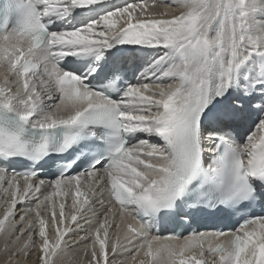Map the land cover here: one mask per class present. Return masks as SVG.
Listing matches in <instances>:
<instances>
[{
    "label": "snow or ice",
    "instance_id": "1",
    "mask_svg": "<svg viewBox=\"0 0 264 264\" xmlns=\"http://www.w3.org/2000/svg\"><path fill=\"white\" fill-rule=\"evenodd\" d=\"M159 3L0 0L7 264H58L88 211V264H264V0Z\"/></svg>",
    "mask_w": 264,
    "mask_h": 264
},
{
    "label": "bare ground",
    "instance_id": "2",
    "mask_svg": "<svg viewBox=\"0 0 264 264\" xmlns=\"http://www.w3.org/2000/svg\"><path fill=\"white\" fill-rule=\"evenodd\" d=\"M124 2H125V0H115V3H118V4H123ZM148 2L151 3V0H148ZM151 11H154L158 14L163 13L165 11H168L171 13V9L160 6L159 0H157V5L151 8ZM177 13H178V10H177ZM242 128H243V126L237 127V131L238 132L241 131ZM20 184H21V186L23 185V180H20ZM2 203H3V201H2ZM17 209L19 211H22L19 207H17ZM19 211L17 213V218L19 216ZM0 212H2V211H0ZM71 214L72 213H69V216H71ZM81 224H82V226L84 225L83 221H81ZM83 228H84V226H83ZM78 230H80V229H76L75 231L70 232L69 236L66 237V240H67V244L65 246L66 251L64 254L63 253L61 254L62 256L58 260V264H65V262H67V260H69L70 258H72V260H73L72 264H84V263H81V260L83 259V255L85 253V245H84V241L79 240V236H89L90 233L86 232V230H84V231H78ZM77 233H79V236L77 235ZM54 235H55V233L53 231L50 235V239H52V237H54ZM77 242H78V246H77ZM4 246H5V237L3 238V240L0 239V264H7L8 253L4 251ZM29 251H34V250L30 249ZM109 254H111V253H109ZM109 258L112 261V264H131L130 256H117L115 259H113L112 256L109 255ZM88 259H90V256L85 257V263L86 262L88 263ZM34 261H35V255L29 257L27 260H25V258H23V257L19 258V264H34ZM14 264H15V262H14Z\"/></svg>",
    "mask_w": 264,
    "mask_h": 264
},
{
    "label": "rangeland",
    "instance_id": "3",
    "mask_svg": "<svg viewBox=\"0 0 264 264\" xmlns=\"http://www.w3.org/2000/svg\"><path fill=\"white\" fill-rule=\"evenodd\" d=\"M0 201H1L0 204H3V203H2L3 199L1 200V197H0ZM66 213H67V215H68V211H67ZM66 213H65V216L68 217V216L66 215ZM65 251H66V250H64L62 253L64 254ZM62 253H61V254H62ZM61 256H62V255H61ZM60 258H61V257H60ZM60 258H59V259H60ZM72 263H73L72 258H70L69 260H67V262H65V264H72ZM81 263H84V264L87 263V262L85 263V255H83V259L81 260ZM87 264H88V263H87Z\"/></svg>",
    "mask_w": 264,
    "mask_h": 264
}]
</instances>
